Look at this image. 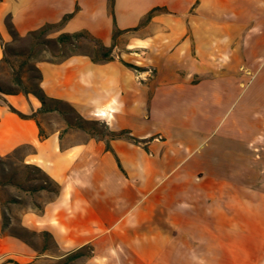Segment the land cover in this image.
Instances as JSON below:
<instances>
[{"label": "crops", "instance_id": "1", "mask_svg": "<svg viewBox=\"0 0 264 264\" xmlns=\"http://www.w3.org/2000/svg\"><path fill=\"white\" fill-rule=\"evenodd\" d=\"M67 15L51 38L120 31L113 59L38 61L42 91L139 142L0 94V158L25 149L58 186L23 226L90 245L84 264H264V0H0V62L7 20L24 37Z\"/></svg>", "mask_w": 264, "mask_h": 264}, {"label": "rangeland", "instance_id": "2", "mask_svg": "<svg viewBox=\"0 0 264 264\" xmlns=\"http://www.w3.org/2000/svg\"><path fill=\"white\" fill-rule=\"evenodd\" d=\"M54 32V29L48 30L38 41L51 38ZM35 41L32 38H23L12 40L7 44L10 48L7 57L14 71L21 72L27 86L36 83L37 72L34 70L36 63L51 59L49 51L53 49L51 46H34ZM66 52L69 53L67 50ZM75 52L95 55V46L87 38H81ZM12 83L13 73L4 63H0V86L5 88ZM58 107L65 112L64 116L73 122L79 121L74 109L65 105ZM61 117L65 121L62 115ZM65 123L69 126L66 121ZM97 128L99 133L104 132L101 126ZM87 133L98 136L91 132ZM25 151L22 149L10 156L0 158V264H84L85 260L92 256L91 246V250L86 245L78 250L62 251L52 238L44 234L46 231L23 226L21 220L23 212L31 208L35 210L42 208L43 203L55 194L56 189V186L47 181L32 165L23 163ZM40 185L46 187V190L32 191L34 187ZM12 199L16 202H12ZM1 212L6 219L3 220ZM3 221L6 223L4 228ZM75 253L80 255L75 256ZM226 259L227 257H212L211 264H229Z\"/></svg>", "mask_w": 264, "mask_h": 264}, {"label": "trees", "instance_id": "3", "mask_svg": "<svg viewBox=\"0 0 264 264\" xmlns=\"http://www.w3.org/2000/svg\"><path fill=\"white\" fill-rule=\"evenodd\" d=\"M160 12H165L164 9L162 8H154L152 9L147 17L146 20H149L151 18V16H153L154 14L160 13ZM70 17V15L65 16L61 22L56 23V24H46L43 27L39 28L36 31H32L29 32L26 36L21 37L17 34V32L15 31V29L13 28V25L11 24L10 21H6V28L7 31L9 33V35L11 36L12 40H21L23 38H32L35 41L34 46H39V45H44V46H51L53 49L51 51H49L51 59L49 60H45L47 62L50 63H57L60 62L70 56L73 55H78L79 53L75 52V49L78 48L79 46V40L81 38H87L89 41H91L94 46H95V55L89 54V53H80L82 55L87 56L91 61L93 62H104V61H110L113 59L112 56V51H113V47H114V40L116 38V36L120 33V31H114L113 32V44L110 47H106L103 45V43L89 35L86 32H74V33H61L59 36H57L56 38H49L46 39L45 41H38V39L45 34V32H47L48 30L54 29L57 30L59 29L64 22ZM145 20V21H146ZM1 42V39H0ZM2 44V48H3V59L0 63H4L9 69L10 71L13 73V83L8 86V87H2L0 86V94L3 95H18V94H23V95H28L31 94L33 95L41 104V109L40 112H52V111H56L58 112L60 115H62L65 118V121L67 122V124L69 126H74L77 128H80L84 131L87 132H91L93 134L98 135L99 137H106L108 139H116V138H126L129 140H132L135 143H138L139 141L135 138H133L130 133L126 130L124 131H119V132H112L108 129L107 125L104 123H99L98 121L95 120H83L78 116L79 121H72L69 118H67L66 116H64L65 112L61 109H59V105H65L68 106L69 108H72L71 106H69L68 104L59 101V100H55V99H50L48 98L44 92L42 91L41 87H40V80H41V75L38 71V69L36 67H34V70L37 72L36 75V83H30L28 86L24 83L23 78L21 76V72H15L14 71V67L12 66L10 60L7 57V53L10 50V48L8 47L7 44ZM69 51V53L66 52ZM125 65L127 67H130L136 71H140L139 68L130 65V64H126ZM11 111L17 113L21 118H32L35 115H23L21 113H18L17 111H15L13 108H11ZM73 110V108H72ZM98 126H101L104 130L103 133H99L98 131ZM107 148L109 149V146L107 145ZM38 172L42 173V175L44 176V178L53 183L56 186V189L54 191V193L58 192V186L45 174L43 173L38 167L33 166ZM46 190V187H44L43 185H40L38 187H34L32 189V191H37V190ZM12 202H16L15 199H12ZM1 216L4 219L5 215L3 212H1ZM6 226V223H4L3 221V228ZM44 234H46L47 236H49L51 238V236L49 235V233L45 232ZM86 247V246H84ZM89 249L91 248L90 245L87 246ZM83 248V247H82ZM91 250V249H90ZM75 256L80 255V253H75Z\"/></svg>", "mask_w": 264, "mask_h": 264}]
</instances>
